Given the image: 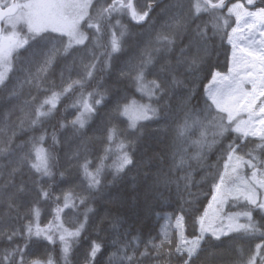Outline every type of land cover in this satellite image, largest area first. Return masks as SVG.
Returning <instances> with one entry per match:
<instances>
[{
	"label": "snow or ice",
	"instance_id": "obj_1",
	"mask_svg": "<svg viewBox=\"0 0 264 264\" xmlns=\"http://www.w3.org/2000/svg\"><path fill=\"white\" fill-rule=\"evenodd\" d=\"M161 3L150 0L138 10L134 0H0V244L6 245L0 247V264H55L51 256L27 259L33 243L42 240H58L64 264H71L74 247L94 211L89 201L106 187L105 171L110 170L109 183L115 184L133 169L134 203L142 185L145 202L165 198V193L167 198L175 195L179 212L165 213L158 237L143 243L142 249L138 237L128 239L127 230L120 232V217L112 216L114 250L108 252L105 264H173V260L222 264L226 255L228 264H264V0H169L160 7ZM158 7L160 30L135 63L128 62L119 73L141 99L127 95L117 99L100 129L103 155L94 168L87 157L77 166L83 191L53 193V185L45 182L55 180L61 141L53 132L52 144L45 147L44 124L55 116L62 100L74 97L65 111L71 108L76 114L71 121H60L59 127L70 124L80 133L89 125L106 93L87 89L98 72L112 68L113 55L122 51L128 33L123 19L136 24L151 20L155 28L152 13ZM221 49L226 73L218 70V60L213 62ZM80 50L79 57L73 56ZM22 52L29 55L21 59ZM154 53L171 58L160 66L156 78L148 79L156 65ZM69 56L72 62L61 69L59 82L51 79L60 60ZM144 98L147 103L141 102ZM160 101H165L163 107ZM120 118L126 120L127 129L112 122ZM169 119L171 125L163 128L168 139L157 137L159 150L137 159L134 146L146 134V123ZM25 126L40 135L17 142ZM129 134L135 139L130 140ZM82 147L87 151V141ZM214 150L221 154L210 164ZM200 172L205 175L197 180ZM59 175L63 180L64 172ZM208 180L214 181L211 199L195 215L200 211L199 193L192 189ZM106 195L109 202L123 204L127 194ZM26 196L31 197L27 207ZM230 200L243 201V210L226 212ZM49 202L55 205L52 219L41 226L40 205ZM186 217L199 226L190 236ZM21 239L23 244L16 242ZM256 239L260 242L243 244ZM106 250L104 243L90 240L83 264H98V255Z\"/></svg>",
	"mask_w": 264,
	"mask_h": 264
},
{
	"label": "trees",
	"instance_id": "obj_2",
	"mask_svg": "<svg viewBox=\"0 0 264 264\" xmlns=\"http://www.w3.org/2000/svg\"><path fill=\"white\" fill-rule=\"evenodd\" d=\"M150 0H134V3L138 10L143 9ZM169 0H163L160 7H163L164 4H167ZM234 2V0H233ZM160 7L156 8L152 13V19L156 21L155 28L151 27V20L147 24H136L133 21H130L128 17L123 19V23L128 28V33L124 38V46L121 52L113 55L112 59V68L108 71L98 72L96 79L92 81L88 87V91L97 89L101 92L106 93V99L104 103L98 108V114L93 117L89 122V125L80 133L75 132V130L68 124L67 127L61 129L59 127V122L71 121L76 112L74 109L69 108L65 111V106L72 103L74 97H68L61 101L58 105V111L55 116L49 119L44 124V129L47 130L48 139L46 140L45 147H48L52 144L51 134L56 133L61 143L56 148V153L59 156V163L57 164L54 171L56 172V177L54 181H46L47 184H52V192L59 195L62 191L68 189H74L76 192L80 193L83 191L84 185L81 183V177L78 170V164L83 163L84 158L87 157L93 162L92 167L94 168L98 162V157L103 155V148L105 143L102 139V132L100 131L102 124L106 122L110 116L112 109L114 108L117 99L127 95L129 98L135 97L137 100H140L141 97L138 93L135 92L134 86L127 79H122L119 76V73L122 68L128 62L135 63V59L139 56L140 51L145 47L147 42L150 39L155 37L156 31L160 30V24L163 22L162 19H157V14L160 11ZM207 19V17H204ZM230 49V48H229ZM228 49V52H229ZM83 50H80L76 53H73V56L79 57ZM103 51V49L98 50ZM28 52L21 53V59L28 56ZM73 56H69L67 60L61 59L58 65L53 70V75L51 79H55L59 82V75L61 69L65 64L71 63ZM156 57V65L151 70L152 74L148 76V79L156 78L155 73L159 70L160 66L164 64L170 55L165 53H154ZM218 60V70L225 72L226 67V58L224 55V50H220V55L218 57H213V62L215 63ZM79 60L77 59V65ZM67 75V74H65ZM73 78H75V73H73ZM161 79L164 77L161 76ZM210 79V77H209ZM208 80L205 79L203 84H207ZM79 91V90H77ZM199 93L203 95V85L199 86ZM121 102L123 100L121 99ZM141 102L147 103V98H144ZM154 106L156 102L153 101ZM160 106L163 107L165 101L159 102ZM167 110V109H165ZM163 115V112L161 113ZM15 120V117H13ZM113 123H117L121 129H127V122L124 118L113 119ZM166 125H171V120L168 121L161 120L159 123H146L145 135L144 137L135 144V153L136 158L140 159L141 156L151 155L153 150H159L157 148V137L160 140H167L168 137L165 136L163 128ZM33 135H40V131L33 132L30 129H27L25 126V131L20 133L18 136L17 142L20 140H27ZM170 135V132H169ZM91 138V139H89ZM128 138L134 140L135 137L129 134ZM87 141V151L82 147V142ZM227 143V141L225 142ZM163 145H161L162 147ZM79 151V158L73 156V153ZM192 152H195V148L192 149ZM220 150H214L213 153L209 154L208 163L215 164L218 156H220ZM111 164V160L108 161ZM193 167H197L196 161H191ZM221 161V170H222ZM64 172V179L61 180L59 173ZM136 175V170L133 169L128 173L127 177L123 181L117 182L115 184L109 183L112 181V175L110 170H106L104 173V185L106 187L102 188L99 193L96 194L95 199L89 201V206L94 209L92 213L89 214V223L87 225L86 231L82 233V237L79 241L78 246L74 247L73 254L71 256V264H83L84 254L88 249V242L90 240H97L102 242L106 246V251L103 255H98V264H105L108 252L113 251L114 249L110 247L112 240L115 236V233L111 230V219L112 216H119L122 224L120 227V232L123 233L127 230L130 235L128 239L132 237H138L141 241V249L143 248V243H146L148 240L157 238L160 232V217L157 216V213H173L178 214L180 208V202L177 200L175 195L171 198H167V193H165V198L161 199H149L145 202L143 198V186L141 185L137 191L140 194V199L137 202H133L131 196L133 195L131 191L132 185V176ZM205 175L204 172H200L199 176H196V179L199 180L201 176ZM19 179V177H18ZM27 179V177H25ZM214 181L208 180L206 183L201 184L199 187H194L193 192H198L199 197L197 201V207L200 209L195 215H199L203 212L204 207L207 206L209 199L211 197V184ZM111 193L113 197L118 195L127 194L125 202L119 204L116 202H109V197L106 193ZM31 200L30 196L24 198V205L27 207L28 201ZM243 204V201L241 202ZM42 214L40 217L41 226L46 225L52 219V209L55 205L51 202L41 203ZM24 211V208L21 209ZM83 211V209H81ZM72 214L69 213L65 217L67 219ZM82 219V217H79ZM259 219V216H257ZM186 234L192 235L194 231L198 230V225H193L192 218L186 217ZM259 239L252 241L253 243L258 242ZM19 244H23L24 241L17 240ZM158 242V239H157ZM6 246L5 244H0V247ZM48 256H51L55 264H64V261L61 257V244L57 240L55 243H50L48 241H39L33 243L28 260L41 259L46 260ZM230 257L227 255L224 257L222 264H226ZM173 264H178L177 261L173 260Z\"/></svg>",
	"mask_w": 264,
	"mask_h": 264
},
{
	"label": "rangeland",
	"instance_id": "obj_3",
	"mask_svg": "<svg viewBox=\"0 0 264 264\" xmlns=\"http://www.w3.org/2000/svg\"><path fill=\"white\" fill-rule=\"evenodd\" d=\"M229 54H230V49H229ZM226 72H227V70L225 71V73ZM245 87H249V86L248 85H245ZM241 202L242 201L236 202V201H231L230 200L229 203L224 206L225 211L226 212H238V211H242L243 208L241 207V205H242ZM163 215L164 214H162L161 216H159L160 217V228L165 223V221L163 219ZM173 223H174V220H173ZM259 242L260 241H258L256 243H259ZM243 244H244L245 247H248L250 245H254L255 243H253L252 241H243ZM228 261H229V259H228ZM228 261H226L225 263L228 264Z\"/></svg>",
	"mask_w": 264,
	"mask_h": 264
},
{
	"label": "water",
	"instance_id": "obj_4",
	"mask_svg": "<svg viewBox=\"0 0 264 264\" xmlns=\"http://www.w3.org/2000/svg\"><path fill=\"white\" fill-rule=\"evenodd\" d=\"M135 23V22H134Z\"/></svg>",
	"mask_w": 264,
	"mask_h": 264
}]
</instances>
